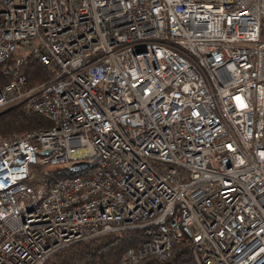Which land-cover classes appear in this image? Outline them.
<instances>
[{"label":"built area","instance_id":"obj_1","mask_svg":"<svg viewBox=\"0 0 264 264\" xmlns=\"http://www.w3.org/2000/svg\"><path fill=\"white\" fill-rule=\"evenodd\" d=\"M263 31L264 0H0V114L49 123L0 136V264L128 230L120 264H264Z\"/></svg>","mask_w":264,"mask_h":264},{"label":"trees","instance_id":"obj_2","mask_svg":"<svg viewBox=\"0 0 264 264\" xmlns=\"http://www.w3.org/2000/svg\"><path fill=\"white\" fill-rule=\"evenodd\" d=\"M264 37V31L262 32ZM31 83H38L40 78L47 75L46 71L35 63L23 68ZM39 79V81H37ZM8 78L0 70V85ZM37 81V82H36ZM49 123L43 117L25 112L15 107L0 114V136L8 137L15 133L32 131L37 128H46ZM17 133V134H18ZM50 177L45 183H53L57 178L72 175L61 169L50 170ZM143 240L141 230H128L118 233H109L96 238L77 242L50 256L46 264H120L124 252L129 248H136ZM138 264H160L147 257ZM163 264H193L189 246L174 250L170 259Z\"/></svg>","mask_w":264,"mask_h":264},{"label":"rangeland","instance_id":"obj_3","mask_svg":"<svg viewBox=\"0 0 264 264\" xmlns=\"http://www.w3.org/2000/svg\"><path fill=\"white\" fill-rule=\"evenodd\" d=\"M41 79V81H43L44 79H46V76H44V77H42V78H40ZM37 81H39V79H37ZM36 81V82H37ZM18 133V132H17ZM17 133H15V134H13V135H9V137L10 136H14V135H16ZM20 133V132H19ZM59 168H61V167H59ZM31 169H32V171L35 173V175L37 176V177H40V175H41V172H43V171H47L48 170V172H50V169H49V167H42V168H39V167H36V166H33V167H31ZM50 174H52V173H50Z\"/></svg>","mask_w":264,"mask_h":264},{"label":"water","instance_id":"obj_4","mask_svg":"<svg viewBox=\"0 0 264 264\" xmlns=\"http://www.w3.org/2000/svg\"><path fill=\"white\" fill-rule=\"evenodd\" d=\"M44 153H47V152H44ZM85 168V164L84 163H78V164H74L70 167V171L71 172H77L78 170H81Z\"/></svg>","mask_w":264,"mask_h":264}]
</instances>
